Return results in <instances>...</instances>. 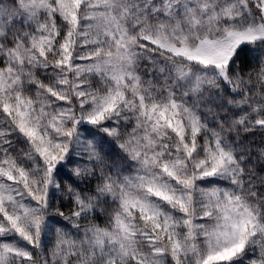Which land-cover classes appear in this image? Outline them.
<instances>
[{"label":"snow or ice","instance_id":"1","mask_svg":"<svg viewBox=\"0 0 264 264\" xmlns=\"http://www.w3.org/2000/svg\"><path fill=\"white\" fill-rule=\"evenodd\" d=\"M0 264H264V0H0Z\"/></svg>","mask_w":264,"mask_h":264},{"label":"trees","instance_id":"2","mask_svg":"<svg viewBox=\"0 0 264 264\" xmlns=\"http://www.w3.org/2000/svg\"><path fill=\"white\" fill-rule=\"evenodd\" d=\"M256 138H257V140L259 139V134H257V137ZM97 222L100 223L101 226H103L104 219L103 218H100Z\"/></svg>","mask_w":264,"mask_h":264}]
</instances>
